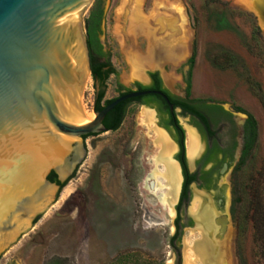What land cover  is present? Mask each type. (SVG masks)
<instances>
[{
	"label": "rangeland",
	"instance_id": "1",
	"mask_svg": "<svg viewBox=\"0 0 264 264\" xmlns=\"http://www.w3.org/2000/svg\"><path fill=\"white\" fill-rule=\"evenodd\" d=\"M251 1L91 3L101 10L99 40L114 70L105 81L102 101L118 95L116 84L124 88H132V82L145 84L144 72L150 70L158 72L173 96H183L188 76L191 98L216 101L230 111L240 108L255 121L253 146L242 163L238 167L233 163L218 181L226 186L220 206H214L211 193L188 187L189 198L181 211L190 225L181 228L175 247L170 245L179 187L172 201L165 205L159 201L157 196L169 190L158 174L165 172L168 154L160 157L161 131L154 128L161 115L129 103L116 130L89 136L82 144L85 154L72 177L29 232L0 252V264H186L188 259V264H202L193 259V250L205 239L206 224L223 247L222 264H264V224L248 210L251 197L245 190L247 185L257 187L264 201V108L252 88L257 83L264 99V13L259 16ZM158 16L173 21L176 29H161L155 22ZM154 47L161 52L159 60L152 57ZM162 52L168 55L163 57ZM86 77L81 114L92 111L95 93L90 75ZM233 113L240 125L245 114ZM177 122L186 131L187 144L188 118L178 115ZM196 138L199 152L202 144ZM197 154L187 159L189 171ZM149 174L164 186L149 190L145 183ZM217 215L225 218L220 238L214 236ZM260 215L264 218L263 210Z\"/></svg>",
	"mask_w": 264,
	"mask_h": 264
},
{
	"label": "water",
	"instance_id": "2",
	"mask_svg": "<svg viewBox=\"0 0 264 264\" xmlns=\"http://www.w3.org/2000/svg\"><path fill=\"white\" fill-rule=\"evenodd\" d=\"M92 1L0 0V252L52 204L82 161V144L106 131L101 121L116 104L155 94L177 113L162 93L143 90L81 114L90 75L81 18ZM251 3L261 16L264 0ZM182 148L186 157L184 140Z\"/></svg>",
	"mask_w": 264,
	"mask_h": 264
},
{
	"label": "trees",
	"instance_id": "3",
	"mask_svg": "<svg viewBox=\"0 0 264 264\" xmlns=\"http://www.w3.org/2000/svg\"><path fill=\"white\" fill-rule=\"evenodd\" d=\"M102 19V13L99 8V6L93 5L90 7L86 18L84 19V30H85V42H86V47L88 51V58H89V70H90V78L93 82L97 81V90L94 93L93 97V105H92V111L98 112L103 106L107 105L110 103L112 100L115 99H106L102 101L103 98V93H104V86H105V81L108 78L110 74H114V70L110 65L109 62V54L107 52H102L101 51V45L98 43L97 36L99 35V24ZM193 57L194 53L192 51L191 56L187 60V65L190 67L193 62ZM98 58H103V62H98ZM106 67L105 70L103 68ZM263 67H264V62H263ZM152 78V83L150 86H141L139 84H135V87L139 91L143 90H157L163 93L169 103H171L172 106H179L184 113L189 114L191 116L192 122L197 126L199 131L202 133V135L205 134L204 131V125L207 124V115H224L225 112L220 108L219 102L208 100V99H197V98H191L189 89H190V78L187 76L185 79V88H184V97L183 98H178L176 96L169 95L164 89L161 88V84L159 79L157 78V74L154 72L150 74ZM253 91L254 94L259 101L260 105L264 108V99L262 97L261 91L258 88L257 83H252ZM116 91L118 92V95H122L124 93L130 92L129 89H126L122 87L120 84H116ZM129 103H140V104H145V105H151L154 104L156 107V111L158 114L161 115L160 118V124L163 128L165 129H174V135L173 138L177 141L179 145V154L177 155V158L181 164V169L182 172L185 176V166H184V160L181 154L182 150V131L180 130V127L177 125L176 120L169 114L167 106L163 101L157 97L156 95H144L140 97H136L133 99H128L125 101H122L118 104H116L112 109H110L103 117L101 123L105 127L106 131H114L118 128V126L121 123V120L123 118L125 108ZM237 112L243 113L247 116L246 120V131L249 134V136L246 139L245 145L243 152L241 154V157L238 161V164L236 167H238L244 157L247 155L249 152L250 148L253 146V143L256 138V124L253 118L244 112L240 108H234ZM164 116V117H163ZM166 116V118H165ZM213 156H208L205 161L207 160H213ZM192 177H189L185 182L187 183L190 181ZM67 183V182H66ZM65 184H63L59 190L65 187ZM206 189L210 187H204ZM257 187H250V185L245 187L246 194H248L251 198L248 200L249 202V208L248 210L251 211L252 216L259 217L260 219V225L264 224V218L260 215L258 216V211L263 210L264 211V201L263 200V195L256 193ZM187 190V187H181V192H180V199L183 197ZM178 207V205H177ZM263 207V208H262ZM259 209V210H258ZM178 217H175L173 224L176 227ZM259 225V226H260ZM178 239V233L175 232L173 236L169 238V242L172 239ZM124 259H126L124 257ZM117 263L121 261L120 259L115 260ZM51 264H57L56 261H52Z\"/></svg>",
	"mask_w": 264,
	"mask_h": 264
},
{
	"label": "flooded vegetation",
	"instance_id": "4",
	"mask_svg": "<svg viewBox=\"0 0 264 264\" xmlns=\"http://www.w3.org/2000/svg\"><path fill=\"white\" fill-rule=\"evenodd\" d=\"M165 20L166 24L165 26L159 24L157 21L159 20ZM155 22L160 25L161 29L162 28H171L172 30L176 29L173 25V21L169 20L168 18H165L163 16H158L157 19H155ZM98 43L101 45V51L105 52L103 50V46L99 40V35L97 36ZM153 55L152 57L155 59H158V48L154 47L153 48ZM103 58H98V62H103ZM106 67L103 68L105 70ZM157 74V78L160 81L161 88L164 89L169 95V91L164 87L163 81L160 78L159 74L157 71H150L147 70L144 72V77L146 80V83H138V82H132L131 86L132 88H126L129 89L130 91H139L136 89L135 84H139L141 86H150L152 83V78L150 74L152 73ZM111 75V74H110ZM94 87L95 91L97 90V81L94 82ZM152 91H157V90H152ZM160 92V91H158ZM161 93V92H160ZM163 94V93H162ZM148 95H155V94H148ZM164 95V94H163ZM118 96V95H117ZM161 100L162 98L158 95ZM165 96V95H164ZM173 96V95H172ZM166 97V96H165ZM184 94L182 97L178 98H183ZM167 98V97H166ZM168 100V99H167ZM163 101V100H162ZM169 102V101H168ZM164 103V101H163ZM139 106H146L151 109H154L156 111V107L154 104L145 105V104H140L136 103ZM171 104V103H170ZM220 108L225 112L224 115H207V124L204 125V131L205 134L202 135V133L199 131L197 126L192 122L191 116L189 114H186L183 112V110L179 106H172L173 110H177V113L170 114L177 122L176 114L180 116H184L188 118V124L192 126L195 129V136H198L199 142L202 144V147L200 151L198 152V149L195 151V153L191 156L188 155L187 151V145L185 144L184 140V132H185V138H186V131L183 132V129H181L180 125L177 122V125L180 127V130L182 131L181 139L182 141L184 140V146H185V153L187 159H191L195 154H197L196 159L194 160V169L192 171H189L187 166H186V157L184 153L181 150V154L184 160V166H185V176L182 172L181 169V164L177 158V155L179 154V145L177 141L173 138L174 135V129H165L161 126V124H158L157 126L162 128L166 134L168 135L167 139L170 143L171 150H175L173 155L169 159L173 162V164L176 166V177L177 181L175 183V187H179V193L175 205V217H178L176 227L174 226V231L170 235L173 236L175 232L178 233V236L180 234V230L182 227H188L190 225V218H188L183 211L182 214V207L184 204L188 201L189 198V193H188V187L193 186L197 187L198 189H202L204 192L211 193L212 195V201L214 203V206L219 207L220 203L223 200V191H225V185L224 184H218V181L220 177L225 173V171L233 164V163H238L241 154L244 149V145L246 142L247 137L249 134L247 133L245 127H246V120L247 116L244 115V119L240 123V125L237 124L236 119L234 117V111L237 112L235 109L226 110L222 107L221 103H218ZM166 105V104H165ZM151 111V110H148ZM157 112V111H156ZM158 113V112H157ZM243 114V113H242ZM166 118V116H165ZM160 125V126H159ZM154 128H157L156 126ZM158 129V128H157ZM160 130V129H159ZM192 130V129H191ZM161 131V130H160ZM193 131V130H192ZM163 133V131H161ZM194 132V131H193ZM165 134V133H164ZM93 136V135H92ZM160 140V139H159ZM161 155L160 157H164L162 154V150L160 151ZM196 156V155H195ZM208 156H213V160H207L205 159ZM176 163V164H175ZM179 171V172H178ZM179 173V174H178ZM189 177H192L190 181L187 183L185 182ZM181 187H187V190L183 197L180 199V192H181ZM204 187H210L208 189ZM177 190L175 191L177 193ZM178 205V207H177ZM175 219V218H174ZM213 223L216 225V230H214V236L216 237L217 235L221 234L219 233L220 230H224L225 226V218L222 215H217L213 218ZM201 224V223H200ZM178 239H172L169 243L172 247H175V244L177 243Z\"/></svg>",
	"mask_w": 264,
	"mask_h": 264
},
{
	"label": "bare ground",
	"instance_id": "5",
	"mask_svg": "<svg viewBox=\"0 0 264 264\" xmlns=\"http://www.w3.org/2000/svg\"><path fill=\"white\" fill-rule=\"evenodd\" d=\"M250 6L252 7V3H250ZM158 22L162 26L163 25L165 26L163 19L159 20ZM166 53L167 52H162V56L166 55ZM167 55H168V53H167ZM163 57H165V56H163ZM147 113H148V111H146V114ZM84 114L93 116V114L91 112H87L85 110H84ZM152 120H153V117H152ZM158 133H159V135L157 137V140L160 139V141H161L162 153H164L165 151H167L165 153H168L164 157V158H166V161H167V163L165 162L166 163L165 164L166 165L165 166V172L164 173H158L159 175L163 176L161 178L166 179L165 181H167V184L169 185L168 191H166L165 193L159 194L157 196L159 201L165 205L168 202L172 201L173 196L175 194V191L178 188V187H175V183L177 181V177H176L177 170H176V166L169 159V155L172 152V150H171V146H170V143H169L167 137L165 136L164 132L163 133L158 132ZM186 145H187V151H188L189 156L193 155L195 153V151L198 149L197 138L195 136V133L190 129H187V144ZM159 155H161V154L159 153ZM145 183H146V187H148V189L151 191H154L155 189H159V187L164 186V185L163 186L160 185L159 183H156L155 180L153 179L152 174H149L147 176ZM174 198H176V197H174ZM169 205H172V204H169ZM199 222L202 223V219L198 220V223ZM209 229H210V226H207V224H206L205 228L203 230V234L205 236L204 237L205 239L202 242H200L197 246L195 245L196 248L193 250V253H194L193 259L194 258H196V260L199 259L202 262V264H220V263L222 264L224 262V260L221 259L223 256V251H224L223 247L221 245H219L218 242H215L214 237H213V233H210ZM219 236H221V234L218 235V238H220ZM188 263H189V259H188V261H186V264H188Z\"/></svg>",
	"mask_w": 264,
	"mask_h": 264
}]
</instances>
